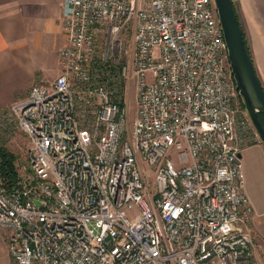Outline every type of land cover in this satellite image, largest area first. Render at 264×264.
Listing matches in <instances>:
<instances>
[{
  "label": "built area",
  "instance_id": "built-area-1",
  "mask_svg": "<svg viewBox=\"0 0 264 264\" xmlns=\"http://www.w3.org/2000/svg\"><path fill=\"white\" fill-rule=\"evenodd\" d=\"M64 28L59 74L0 111L29 142L16 182L0 157L12 264H264L240 156L261 137L215 0H64Z\"/></svg>",
  "mask_w": 264,
  "mask_h": 264
},
{
  "label": "crops",
  "instance_id": "crops-1",
  "mask_svg": "<svg viewBox=\"0 0 264 264\" xmlns=\"http://www.w3.org/2000/svg\"><path fill=\"white\" fill-rule=\"evenodd\" d=\"M242 29L248 39L256 71L264 87V0H234ZM67 42L64 0H0V111L27 96L34 83L49 82L62 69L59 49ZM242 161L264 165V143L246 146ZM247 186V185H246ZM248 185L246 194L253 205L254 238L264 251V199ZM0 264H12L7 231L0 228Z\"/></svg>",
  "mask_w": 264,
  "mask_h": 264
},
{
  "label": "water",
  "instance_id": "water-1",
  "mask_svg": "<svg viewBox=\"0 0 264 264\" xmlns=\"http://www.w3.org/2000/svg\"><path fill=\"white\" fill-rule=\"evenodd\" d=\"M228 43L231 67L253 123L264 143V87L246 46L243 29L233 0H215ZM241 156V153H240Z\"/></svg>",
  "mask_w": 264,
  "mask_h": 264
},
{
  "label": "rangeland",
  "instance_id": "rangeland-1",
  "mask_svg": "<svg viewBox=\"0 0 264 264\" xmlns=\"http://www.w3.org/2000/svg\"><path fill=\"white\" fill-rule=\"evenodd\" d=\"M133 33H134V25L130 23L129 28L124 30L120 33V36L124 39L126 47L129 49L133 45ZM103 40H101L102 43ZM100 43V44H101ZM129 53L125 56V59L128 63H131L129 59ZM120 85L122 94L127 100L128 104V123L129 127L132 126L133 119L135 117L137 111V101H136V94H137V85H136V77H134L133 72H130L128 76L125 78L120 79ZM11 120V126L9 130L2 129L0 130V146L6 147L9 151H12L16 155V166L18 171V179L19 177H24L29 171V164L26 156V149L29 144L28 138L26 134L20 130L15 122V119L12 115H8V118ZM2 127L0 126V129ZM243 172H244V187L245 191H248V185L254 187L257 183L260 184L263 188L261 190L257 189L256 196L258 199H264V165L258 163V165L253 168L252 162L247 161V163L243 159ZM247 185V186H246ZM257 221L261 222L264 225V219L259 220L258 215L254 216L255 224L258 223ZM255 242L258 244L259 241L256 240ZM262 243L257 247V255L263 258L264 262V251L262 247ZM9 251V250H8ZM10 255V253H9ZM11 257V255H10ZM12 260V257H11Z\"/></svg>",
  "mask_w": 264,
  "mask_h": 264
},
{
  "label": "trees",
  "instance_id": "trees-1",
  "mask_svg": "<svg viewBox=\"0 0 264 264\" xmlns=\"http://www.w3.org/2000/svg\"><path fill=\"white\" fill-rule=\"evenodd\" d=\"M234 6H235L236 11L238 13L237 5H236L235 1H234ZM243 33H244V31H243ZM244 38H245V42H246V46L248 48V51L251 54L250 46H249L248 39H247L245 33H244ZM259 115H260V118L264 124V114L259 113ZM0 157L2 158L3 172L8 176L10 182H16L18 180V176H19L18 171H17V166H16V158H17L16 155L12 151H9L6 147L0 146Z\"/></svg>",
  "mask_w": 264,
  "mask_h": 264
}]
</instances>
